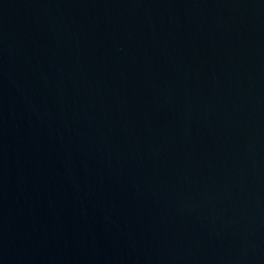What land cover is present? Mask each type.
I'll list each match as a JSON object with an SVG mask.
<instances>
[{"label":"water","instance_id":"water-1","mask_svg":"<svg viewBox=\"0 0 264 264\" xmlns=\"http://www.w3.org/2000/svg\"><path fill=\"white\" fill-rule=\"evenodd\" d=\"M0 264H264V0H0Z\"/></svg>","mask_w":264,"mask_h":264}]
</instances>
